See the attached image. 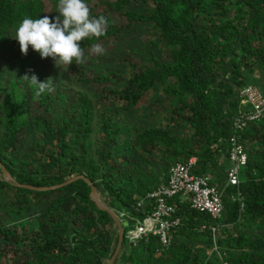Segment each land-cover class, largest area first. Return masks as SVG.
I'll use <instances>...</instances> for the list:
<instances>
[{
  "label": "trees",
  "instance_id": "16d2710c",
  "mask_svg": "<svg viewBox=\"0 0 264 264\" xmlns=\"http://www.w3.org/2000/svg\"><path fill=\"white\" fill-rule=\"evenodd\" d=\"M58 11L69 13L68 28L50 30L65 25L52 21ZM142 26L153 37L119 58L120 72L87 69L101 50ZM33 39L58 50L63 69L75 84L92 87L95 100L45 79ZM8 66L16 76L7 80ZM28 70L33 78L24 81ZM248 84L264 92V0H0V163L13 179L0 167V211L13 218H0V264H108L119 229L91 200L90 184L108 207L143 218L137 201L166 181L175 162L196 157L192 172L222 183L239 91ZM149 106L159 121L130 127L125 115ZM29 125L35 143L17 158ZM240 140L247 154L238 186L243 208L231 198L236 187H228L223 221L232 227L217 236L221 257L206 253L211 231L198 229L215 221L175 199L182 224L170 245L151 236L125 247L122 237L112 264H264V117L241 130ZM78 176L55 189L23 186Z\"/></svg>",
  "mask_w": 264,
  "mask_h": 264
},
{
  "label": "built area",
  "instance_id": "2783aa9c",
  "mask_svg": "<svg viewBox=\"0 0 264 264\" xmlns=\"http://www.w3.org/2000/svg\"><path fill=\"white\" fill-rule=\"evenodd\" d=\"M239 108L232 123V133L228 139L230 166L225 171L222 183L215 184L209 174L198 175L192 172L196 165V157L187 162H175L170 166L166 181L148 192L136 203V211L144 214L143 218L130 211H115L121 222L122 237L130 245H136L140 240L156 237L162 248L171 243L172 234L180 227L182 220L177 215V199L180 203H189L190 208L197 212L208 214L215 222L209 226L201 225L198 229L208 228L213 239V249L221 257V251L216 243L221 230L231 229L232 224L223 221L224 205L222 198L228 187H236L232 199L240 201L243 208L242 196L238 188L240 170L246 165L247 154L240 140V131L254 121L264 117V92L258 87L248 84L239 91ZM150 208L148 213L145 210ZM128 221L126 226L122 221ZM221 219V220H220ZM222 259V258H221ZM221 264H228L222 260Z\"/></svg>",
  "mask_w": 264,
  "mask_h": 264
},
{
  "label": "rangeland",
  "instance_id": "374dc122",
  "mask_svg": "<svg viewBox=\"0 0 264 264\" xmlns=\"http://www.w3.org/2000/svg\"><path fill=\"white\" fill-rule=\"evenodd\" d=\"M69 13L64 11H58L52 15V21L58 22L62 20L65 25L62 26L59 24L54 29V31H61L63 28L67 29V21H68ZM46 28H41L39 31H45ZM153 37V34L150 31L148 26L138 27L135 30L125 33L116 47L108 49V50H101L99 56L95 60H89L87 69H96L99 72L107 71V70H115L121 71L124 68V65L119 61V58L122 57L124 54L129 52L130 48L141 46L147 41H149ZM31 48L35 51V56L37 58L38 66L40 67L41 71L43 72V77L47 80H50L54 83L57 88H61L62 90L68 93H85L91 98H94V89L92 87H83L75 84L73 77L68 74L65 69L60 64L58 59V50L52 49L45 51L41 48L39 40L33 39L30 43ZM158 51L155 50L154 54L158 56ZM131 53V52H130ZM93 56V54H90ZM147 55L144 56V59H147ZM250 76L259 79L260 73L258 71H253L252 73H248ZM15 71L12 70L10 66H8L3 73L4 79H11L15 77ZM33 78V73L31 70H28L23 75V80L26 81L27 79ZM27 94H29V90L27 87L23 88ZM62 102H58L52 106L51 111L57 117L62 111ZM150 108L144 112H130L125 115L124 119L132 128H142L149 125L156 124L158 120V116L154 114L153 107L149 106ZM154 112V113H153ZM161 124V122H160ZM163 125V124H162ZM94 131L91 133V142L92 147L95 148L97 146V137H96V123L94 122ZM131 128V129H132ZM131 131V130H130ZM37 131L32 128L31 125L27 127L26 135L21 140V145L18 151L16 152L17 158H22L26 153L30 152V147L35 143ZM0 218L4 223H10L13 221V218L9 216L5 211H0ZM128 223L127 219L122 221V225L126 226ZM123 246L127 247L126 239L124 238ZM213 249H209L206 253H210ZM109 264V263H108Z\"/></svg>",
  "mask_w": 264,
  "mask_h": 264
},
{
  "label": "water",
  "instance_id": "95a60500",
  "mask_svg": "<svg viewBox=\"0 0 264 264\" xmlns=\"http://www.w3.org/2000/svg\"><path fill=\"white\" fill-rule=\"evenodd\" d=\"M0 167H1V171H2V174H3V178L5 180H8V181H13L12 177L10 176V174L8 173V171L4 168V166L0 163ZM78 178H82L81 176H78V177H75L73 179H70V180H67L61 184H58V185H55V186H51V187H32V186H27V185H23L24 187L26 188H29V189H33V190H38V191H43V190H49V189H55V188H58V187H62L70 182H72L73 180L75 179H78ZM86 182L90 183L87 179H84ZM90 198L91 200L94 201V203L97 205L98 208L102 209V210H105L107 211L112 217L113 219L115 220V222L117 223L118 225V229H119V241H118V245H117V248L112 256V258L110 259V262L109 264H112L115 256L117 255L120 247H121V242H122V226H121V222L120 220L117 218L116 216V213L114 212V210L110 207H108L100 198L99 196L97 195V192H96V189L94 188V186L92 184H90Z\"/></svg>",
  "mask_w": 264,
  "mask_h": 264
}]
</instances>
